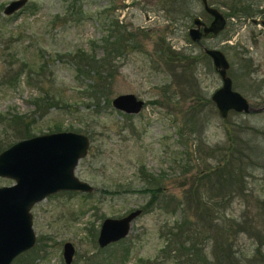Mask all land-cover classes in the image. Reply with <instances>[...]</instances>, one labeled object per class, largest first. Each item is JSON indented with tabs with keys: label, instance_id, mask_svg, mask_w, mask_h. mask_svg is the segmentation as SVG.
Here are the masks:
<instances>
[{
	"label": "rangeland",
	"instance_id": "1",
	"mask_svg": "<svg viewBox=\"0 0 264 264\" xmlns=\"http://www.w3.org/2000/svg\"><path fill=\"white\" fill-rule=\"evenodd\" d=\"M9 1L0 0V150L28 137L9 123L14 114L30 121L29 136L58 130L56 125L61 126L59 130L82 132L89 137V146L74 173L94 187L90 192L60 190L33 204L36 242L31 250L36 257L23 256L24 251L11 264H67L62 254L66 241L75 248L69 264H132L140 257L172 264L160 255L165 244L163 233L165 226L183 216V211L199 227L202 223L212 236L209 242L200 243L211 258L222 239L228 237L219 225L233 217L238 222L245 220L250 231H233L228 241L233 240L235 248L250 255L248 264H264V134L253 130H264V109L238 112L240 115L230 111L222 119L213 102L204 100L221 84L210 58L202 56L195 66L200 94L191 81L179 82L168 67L156 65L148 56L153 55L159 36L176 49L199 52L201 45L188 35L191 21H171L167 10L170 2L164 0H28L8 16L3 7ZM209 1L217 3L227 24L218 36L206 37L203 43L225 52L233 88L252 105H264V24L237 16L238 12L228 17V5L222 0ZM262 5L264 8V0L259 7ZM192 9L203 20L211 19L200 0H195ZM115 18L128 30H146V36H139L146 50L129 47L116 56L109 88L93 99L83 89L89 79L76 74L71 62L59 54L82 47L101 56L107 21ZM19 58L49 63L52 72L46 68L42 77L44 85L60 98L59 105L37 110L32 100L39 92L24 73L13 82L5 81L14 73ZM180 68L176 70L180 72ZM170 81L182 111L175 102H167V94L162 91ZM126 92L144 100L137 113L128 114L112 106L111 99ZM96 100L98 106L93 104ZM193 104L198 105L200 119L196 120L201 123V131L190 132L182 126L183 134L179 135L183 109ZM245 133L253 135L256 154H248L247 143L241 139ZM226 155L229 159L224 161ZM241 164L245 166L239 167ZM140 168L161 177L165 192L183 202L182 212L177 209L169 214L147 206L150 193L140 190L145 183ZM235 173L238 178L231 177ZM11 183L13 179L0 176V186ZM194 186L199 192L193 193L189 203L186 198ZM134 208L142 212L132 220L128 234L100 247L96 238L102 220L120 217ZM216 210L222 216L215 219ZM126 252L127 259L120 262Z\"/></svg>",
	"mask_w": 264,
	"mask_h": 264
},
{
	"label": "trees",
	"instance_id": "2",
	"mask_svg": "<svg viewBox=\"0 0 264 264\" xmlns=\"http://www.w3.org/2000/svg\"><path fill=\"white\" fill-rule=\"evenodd\" d=\"M260 1L261 0H222L225 5L229 6V10L226 13L228 17L237 15L239 13L237 16L242 15L244 17L250 18H253L257 15V13L261 11V9L259 8ZM164 2H170L169 8L167 10L170 12L169 15H172L170 18L171 21H176L182 18L191 21L192 16L196 14L192 9L195 0H164ZM209 3L211 2L209 1ZM216 4L213 5L217 6ZM185 23L187 24L188 22L186 21ZM106 31V34L101 38L102 47L104 49L101 56H97L93 50L85 49L82 47H78L63 54H59V56L66 57L71 62L73 70L76 74H82L84 77L89 79V82H87L86 86L83 89H85L89 97L93 99H96L98 94H102L106 89L109 88L112 76L116 71V64L114 63V59L116 56H121L122 54H124L126 48L129 47L137 50L145 49L144 43L140 40L139 37L140 35L146 36L147 32L144 29L138 28L137 30L133 31L128 30L126 26H124L118 21V19L115 18L111 21H107ZM158 39L159 40L155 43L153 51V55H155L156 60L153 59L152 53H149L148 56L152 59V61H156V65L163 66L164 64L166 67H168V69L171 70L169 71L176 76L179 82H181L182 80H185V82L191 81L193 87L196 88L201 94L199 81L196 76L195 66L202 56L209 58V56L203 52L202 47L199 52H193L192 50L188 51L185 48L176 49L172 47V45L168 41H166L163 36H159ZM193 42L198 45L201 44L199 42ZM201 42L203 43V40ZM16 61H18L17 68L15 69L14 73L9 76V78H5V81L7 82L9 80L13 82L17 80L21 74L24 73L27 81L29 83H34L39 92L38 96L32 100L37 110H41L43 108L50 109L53 106L55 107L59 105L58 102L60 101V98H57L55 94L50 92V90L44 85V80L42 77V75L45 74L46 68L50 73L52 72L51 68H48L49 63L46 60L28 62V60L24 58L16 59ZM12 64L13 63H10V69H12ZM177 67H182L180 68V72L176 70ZM171 84V81L166 82L161 87L162 91L167 94V102H175L180 111H182V107L179 104L181 100L178 98V95L176 94L177 92L170 89ZM181 86L182 89H184L183 85ZM195 95L198 96V94ZM105 99L107 102L109 101L107 96ZM204 100L208 101V103L210 104L212 102L208 97L204 98ZM93 104L98 106V101H94ZM86 105L89 106L90 104L87 103ZM197 107L198 105L193 104L183 109L184 120L182 125L178 126L179 135L183 134L181 129L182 126L185 129L190 130V132L201 131V128L199 127L201 126V123L196 120L200 119L198 118L199 113L197 111ZM234 113L240 115L238 114V112ZM9 121V123L15 126V129L19 133H23L25 136L31 135L29 125L30 121L23 120L22 115L14 114L11 116ZM54 128L59 130L61 129V126L56 125ZM253 130L255 134L259 132L264 134V130ZM241 139L244 140V143H247V146L249 148L248 154H256L257 148L256 144H254L253 142V135L245 133L244 137H242ZM186 155H188V150H186ZM223 158L224 161H227L229 159L228 155ZM250 160V162L254 163L252 158ZM240 162L243 163V160L240 159ZM244 166V164H241L239 167ZM140 172V176L145 182L140 187V190L150 193V198L147 203L148 207H157L161 211L167 212L169 214L175 213L177 209H180L181 212L183 211V208H181L183 202L181 200H176L174 195L165 192L164 187L161 184V177H157L154 174L148 173L143 168H140ZM231 177L238 178L239 175L235 173L234 175L231 174ZM193 189L194 191H192V189L190 188L188 194L189 198H186L189 203L193 200V193L199 192L198 187L194 186ZM198 198H200V196ZM198 204L199 202L196 203L197 207H199ZM214 213L216 215L214 217L215 219L222 216V212L220 213V211L218 210H216ZM182 215L183 216H181L178 221L175 220L174 222L170 223V225L165 226L163 233L165 244L160 248V255L163 256V259L172 262V264H175V261L176 264L250 263L248 262V260L251 259L250 255L245 253L243 249L237 247L235 248L233 240L228 241L229 234H233V231H236L237 233L239 231L248 230L246 228L245 220H241V222H238L237 218L233 217V220L236 221V228L232 226L234 222L233 220L223 222L219 225V229L222 231V233H226L228 237L224 240L222 239L223 242H220L219 248H217V251H215L213 257L211 258L200 243H206V241L209 242V239L212 236L209 235V232L205 231L206 228L203 227L202 223L201 227H199L197 225V221L192 222V219L190 218L188 213H185L183 211ZM208 230L210 229L208 228ZM200 236H202V238L201 240H198V237ZM213 240L216 241V238L214 236ZM198 244H200V246H198ZM26 254H28V256H30L33 260L36 257L34 255L33 249L26 250L23 256H25ZM126 259L127 252L121 254L120 262H123ZM132 264H163V261L160 260L156 262L154 261V259H144L140 257Z\"/></svg>",
	"mask_w": 264,
	"mask_h": 264
},
{
	"label": "water",
	"instance_id": "3",
	"mask_svg": "<svg viewBox=\"0 0 264 264\" xmlns=\"http://www.w3.org/2000/svg\"><path fill=\"white\" fill-rule=\"evenodd\" d=\"M28 0H10L3 13L10 15L21 9ZM203 9L211 15L206 23L200 16L192 17L188 27L192 41H199L208 34L218 35L225 27L224 13L208 0H200ZM252 22H257L252 18ZM262 22H264L262 20ZM221 78V84L211 93L217 113L226 119L230 111L259 112L264 105H252L237 89L233 88L228 73L229 59L219 47L201 43ZM114 108L125 113H137L144 100L132 92L120 93L111 99ZM89 146V137L75 130H55L21 138L0 150V176L13 179V183L0 186V264H11L16 256L31 249L36 236L32 227L31 207L47 195L60 190L90 192L93 185L75 175L77 162ZM142 212L134 208L120 217H105L100 225L97 242L103 247L125 237L132 220ZM71 241L63 244L64 261L69 264L74 254Z\"/></svg>",
	"mask_w": 264,
	"mask_h": 264
},
{
	"label": "flooded vegetation",
	"instance_id": "4",
	"mask_svg": "<svg viewBox=\"0 0 264 264\" xmlns=\"http://www.w3.org/2000/svg\"><path fill=\"white\" fill-rule=\"evenodd\" d=\"M208 2H209V1H208ZM210 4H211V3H210ZM259 6H260V5H259ZM259 8L261 9V11H260L259 13H257V15L254 16L253 18H256V17H257V18H256L257 21L259 20L260 23L264 24V22H262V20L264 21V8H263V5H262L261 7H259ZM262 12H263V13H262ZM195 15H197V14H195ZM208 15L210 16V18H212L210 14H208ZM224 15H225V14H224ZM193 16H194V15H193ZM193 16H192V17H193ZM198 16H199V15H198ZM226 18H227V17H226ZM261 18H262V20H261ZM201 19H202V18H201ZM210 20H211V19H210ZM210 20H209V21H205V20H204V21H205L206 23H209ZM251 20H252V18H251ZM226 24H227V22H226ZM191 25H193V21H192V19H191ZM191 25H190V26H191ZM190 26H189V27H190ZM225 26H226V25H225ZM224 28H225V27H224ZM223 30H224V29H223ZM223 30H222V31H223ZM222 31H221V32H222ZM221 32H220V33H221ZM220 33H219V34H220ZM219 34H218V35H219ZM218 35L212 36V35L208 34L206 37H216V36H218ZM206 37H204V38H206ZM204 38H201L199 41H195V42L202 43L201 41L204 40ZM200 45H201V44H200ZM98 232H99V231H98ZM97 236H98V234H97ZM96 239H97V238H96ZM97 243H98V242H97ZM111 243H112V242H111ZM109 244H110V243H109ZM107 245H108V244H107ZM107 245H106V246H107ZM100 247H101V246H100ZM103 247H105V246H103ZM74 251H75V250H74ZM73 255H74V254H73ZM72 258H73V257H72Z\"/></svg>",
	"mask_w": 264,
	"mask_h": 264
}]
</instances>
